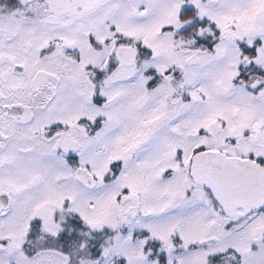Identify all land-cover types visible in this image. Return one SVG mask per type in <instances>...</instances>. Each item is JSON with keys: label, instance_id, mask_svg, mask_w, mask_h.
Wrapping results in <instances>:
<instances>
[{"label": "snow or ice", "instance_id": "6c2138e0", "mask_svg": "<svg viewBox=\"0 0 264 264\" xmlns=\"http://www.w3.org/2000/svg\"><path fill=\"white\" fill-rule=\"evenodd\" d=\"M0 264H264V0H0Z\"/></svg>", "mask_w": 264, "mask_h": 264}]
</instances>
